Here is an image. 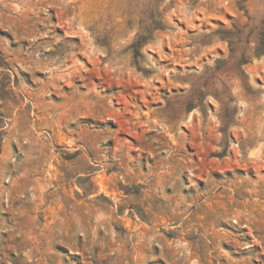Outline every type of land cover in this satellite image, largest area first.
<instances>
[{"label":"rangeland","instance_id":"rangeland-1","mask_svg":"<svg viewBox=\"0 0 264 264\" xmlns=\"http://www.w3.org/2000/svg\"><path fill=\"white\" fill-rule=\"evenodd\" d=\"M263 34L264 0H0V264H264Z\"/></svg>","mask_w":264,"mask_h":264},{"label":"trees","instance_id":"trees-1","mask_svg":"<svg viewBox=\"0 0 264 264\" xmlns=\"http://www.w3.org/2000/svg\"><path fill=\"white\" fill-rule=\"evenodd\" d=\"M155 30H165L166 27L164 26V24L159 23L157 24V26L154 27ZM264 35V34H263ZM139 40H137L134 44L133 47L135 48V46L137 45ZM256 56H264V48L263 49H259L257 50V54H255ZM0 66L1 67H5V63L3 62V60L0 58ZM1 142H2V133H0V150H1ZM138 189L135 188L134 191H137ZM129 190H126V192H128ZM137 211V214L139 215L141 220H145V216L143 215V213L141 212V210H139L137 207L135 208Z\"/></svg>","mask_w":264,"mask_h":264}]
</instances>
